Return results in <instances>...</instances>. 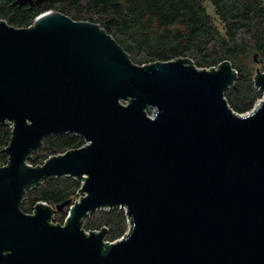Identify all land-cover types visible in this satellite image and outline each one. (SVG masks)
Masks as SVG:
<instances>
[{"label": "water", "instance_id": "obj_1", "mask_svg": "<svg viewBox=\"0 0 264 264\" xmlns=\"http://www.w3.org/2000/svg\"><path fill=\"white\" fill-rule=\"evenodd\" d=\"M191 62L138 65L98 23L58 11L29 27L0 19V126L15 123L0 167V264H264V99L235 111L224 95L233 64ZM66 132L89 143L29 162ZM67 175L85 179L77 203L21 209L29 189ZM115 206L132 219L125 237L83 229ZM64 208L65 224L51 222Z\"/></svg>", "mask_w": 264, "mask_h": 264}, {"label": "trees", "instance_id": "obj_2", "mask_svg": "<svg viewBox=\"0 0 264 264\" xmlns=\"http://www.w3.org/2000/svg\"><path fill=\"white\" fill-rule=\"evenodd\" d=\"M14 2L0 0V19L10 25L28 27L47 11L93 21L142 63L190 58L196 67L213 68L229 60L238 71L235 85L224 93L230 106L245 113L257 99L254 69L264 67V0H46L22 7ZM209 3L215 16L208 10ZM12 134L8 124L0 126V166L8 164L5 149ZM85 142L83 136L71 132L49 135L29 162L41 165ZM81 186L80 179L69 175L48 178L28 190L20 207L31 213L40 201L56 206L75 199ZM67 213V208L57 211L54 220L63 223ZM129 219L131 224L132 219L119 206L101 208L89 214L82 227L93 232L106 226V239L112 242L127 232Z\"/></svg>", "mask_w": 264, "mask_h": 264}, {"label": "built area", "instance_id": "obj_3", "mask_svg": "<svg viewBox=\"0 0 264 264\" xmlns=\"http://www.w3.org/2000/svg\"><path fill=\"white\" fill-rule=\"evenodd\" d=\"M30 26H31V25H30ZM28 27H29V26H28ZM218 67H219V65H218V66H214L213 68H214V69H218ZM206 69L211 70L212 68H206ZM263 99H264V98H263ZM263 99H261L259 102H261ZM259 102H258V103H259ZM124 103L126 104V103H128V102L126 101V102H124ZM258 103H257V104H258ZM257 104H256V105H257ZM256 105H255V106H256ZM253 109H254V108H253ZM253 109H252V110H253ZM154 111H155V108H150V109L147 111V113H148V115L151 116V115L154 113ZM5 124H8L12 131L14 130V128H15V123H14V122H11L10 120H7ZM85 141H86V142H85V144H84L83 146H85V145H87V144L89 143V141H88L86 138H85ZM83 146H82V147H83ZM6 165H7V164H6ZM3 166H5V165H3ZM0 167H2V166H0ZM84 181H85V179H84V180H81V182H84ZM83 193H84V192H82V191H81V188H80L79 191H78V195H77V197H76L75 199H73V205H74V203H77L79 199H82V197H83ZM46 203H47V202H46ZM47 204H48V203H47ZM34 208H35V206H34ZM34 208H33V209H34ZM107 208H109V207H107ZM107 208H106V209H107ZM121 208H123V209L126 211V213H127V210H126L125 207H121ZM33 209L31 210V213H33ZM55 214H56V213H55ZM67 215H68V214H67ZM54 217H55V215H54L53 218L50 220L51 222H54V221H55V220H54ZM66 219H67V216H66L65 220H66ZM65 220H64L63 223H58L57 221H56V222L58 223V225H59V224H60V225H64V224H65ZM128 221H129V228H128L127 232H126L122 237H125V236L131 231L130 219H129ZM86 232H87L88 234L91 233L90 231H86ZM106 242L109 243V244L111 243V241H108V240H106Z\"/></svg>", "mask_w": 264, "mask_h": 264}, {"label": "rangeland", "instance_id": "obj_4", "mask_svg": "<svg viewBox=\"0 0 264 264\" xmlns=\"http://www.w3.org/2000/svg\"><path fill=\"white\" fill-rule=\"evenodd\" d=\"M208 10H209V12L212 14V15H214L215 16V11H214V8H213V6L209 3L208 4ZM215 21H216V23L217 24H219L220 26H222V23L220 22V20L217 18V17H215ZM13 26H15V25H13ZM15 27H20V26H15ZM256 58H257V56H255ZM131 59H132V61L134 62V63H136V64H138V65H141V66H144V65H149V64H151V63H153V62H140V61H138L137 59H135V58H133V57H131ZM258 71H259V73L261 72V73H264V67H260L259 66V68H258ZM256 73H257V67L254 69V76L256 77ZM257 99L255 100V103H254V105H253V107H252V109L255 107V105L261 100V99H263L264 98V91H262V90H260L259 88H257ZM229 103V102H228ZM230 105V104H229ZM252 109L251 110H249V111H247V112H245V113H248V112H251L252 111ZM68 209V208H67ZM106 209V208H105ZM68 214V213H67ZM58 223H61V222H58Z\"/></svg>", "mask_w": 264, "mask_h": 264}, {"label": "flooded vegetation", "instance_id": "obj_5", "mask_svg": "<svg viewBox=\"0 0 264 264\" xmlns=\"http://www.w3.org/2000/svg\"><path fill=\"white\" fill-rule=\"evenodd\" d=\"M31 5V4H30ZM32 6V5H31Z\"/></svg>", "mask_w": 264, "mask_h": 264}]
</instances>
